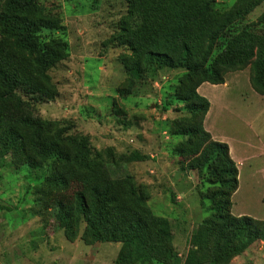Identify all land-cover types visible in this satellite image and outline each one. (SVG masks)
Instances as JSON below:
<instances>
[{
	"label": "rangeland",
	"instance_id": "rangeland-1",
	"mask_svg": "<svg viewBox=\"0 0 264 264\" xmlns=\"http://www.w3.org/2000/svg\"><path fill=\"white\" fill-rule=\"evenodd\" d=\"M31 1L37 13L57 26L37 35L39 48L48 40L47 32L61 36L67 48L48 72L51 79L47 86L54 93L53 99L44 101L24 89L16 90L15 95L22 102L30 101L34 115L51 122L50 128L59 130L62 136H82L90 156H95L96 162L108 163L105 168L111 177L131 175L142 187L149 210L167 223L165 243L170 258L163 257L159 264H181L194 236L201 241L199 257L207 261L213 255L215 240L209 232L199 236L201 221L211 211L213 196L223 188L217 163L204 156L206 136L183 133L199 122L198 114L188 110V101L175 95L187 83L181 75L183 68H163L153 78L144 77L140 82L127 80L119 62L127 51L109 41L115 22L125 11L121 0ZM238 1L215 0L214 6L230 9L242 5ZM4 2L0 0V7ZM257 4L235 28L231 27L227 37L250 25L264 10V0ZM254 33L264 45V27H257ZM256 51L262 50L257 47ZM243 69L248 72V66ZM234 71L224 72L226 86L218 84L214 91L203 82L197 92L205 97L204 89L208 88L205 98L208 95L218 102L226 99L231 107L234 97L250 94L244 81L232 79ZM232 120L231 111H226L213 118L211 127L231 139ZM192 144L199 148L190 155L187 149ZM132 150L146 158L131 160ZM14 156L4 153L6 164L0 167V264H114L119 242L93 240L85 233L83 221L70 223L68 229L57 212L59 203L71 202L77 182L42 192L36 185L44 166L27 168ZM214 169L218 176L213 175ZM230 201L229 212L234 216L237 209H259L247 192L232 195ZM148 258L132 264L155 260ZM225 261L221 264H264V242L253 240L239 254L227 255Z\"/></svg>",
	"mask_w": 264,
	"mask_h": 264
},
{
	"label": "trees",
	"instance_id": "trees-1",
	"mask_svg": "<svg viewBox=\"0 0 264 264\" xmlns=\"http://www.w3.org/2000/svg\"><path fill=\"white\" fill-rule=\"evenodd\" d=\"M121 1L125 11L115 22L109 41L127 51L119 57L125 77L140 82L163 68H183L181 75L187 83L175 95L188 101V110L199 118L194 129L183 133L206 136L204 156L213 159L220 170L223 190L213 196L199 235H214L213 255L204 262L197 252L201 241L194 236L181 264L224 263L227 255L239 254L253 240L264 242V220L230 214L236 167L226 143L212 139L203 128L208 100L196 88L203 82L223 83L224 72L248 66L250 86L264 96V45L254 33L257 27H264V10L230 38L231 27L235 28L259 0H239V7L221 10L215 7V0ZM37 10L31 0H5L0 7V167L6 164L3 154L10 152L27 168L44 166L36 185L42 192L77 182L71 202L59 203L57 212L68 229L70 223L83 221L85 233L93 240L119 242L114 264H132L137 259L143 262L148 256L155 259L149 264H159L163 257L169 259L167 223L149 210L147 196L131 175L111 177L105 168L108 163L96 162V157L90 156L82 136H62L50 128L51 122L34 115L30 101L22 102L15 95L16 90L24 89L44 101L53 99L54 93L47 86L51 79L48 72L67 48L61 36L49 32L48 40L39 48L37 35L57 26ZM257 47L262 51H256ZM197 148L199 145L192 144L188 154L196 153ZM130 154L131 160L146 158L137 150ZM215 172L213 175L218 176ZM233 240L237 244H232Z\"/></svg>",
	"mask_w": 264,
	"mask_h": 264
},
{
	"label": "crops",
	"instance_id": "crops-1",
	"mask_svg": "<svg viewBox=\"0 0 264 264\" xmlns=\"http://www.w3.org/2000/svg\"><path fill=\"white\" fill-rule=\"evenodd\" d=\"M232 79L234 81H244L250 94L240 96V98L234 97L231 107L227 105L226 99L218 102L210 99L207 95L208 108L204 114L202 124L212 139L224 142L227 145L228 155L236 167L237 185L232 195L235 197L237 194L247 192L249 198L259 207V209L248 212L237 209L238 213L235 216L245 214L252 218L264 220V96L252 89L246 69L234 71ZM207 83L204 82V85H208L210 90L218 87V84ZM226 83L227 80H224L223 83H220V86L224 87L227 85ZM207 92H209L208 88H205V97L208 94ZM226 111H231L233 117L231 139L215 133L211 127L214 126L213 118L225 114Z\"/></svg>",
	"mask_w": 264,
	"mask_h": 264
}]
</instances>
